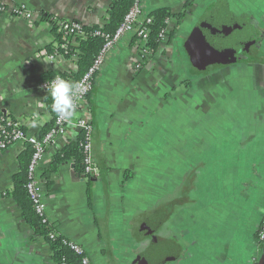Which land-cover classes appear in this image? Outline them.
<instances>
[{
	"label": "crops",
	"instance_id": "0c3cea01",
	"mask_svg": "<svg viewBox=\"0 0 264 264\" xmlns=\"http://www.w3.org/2000/svg\"><path fill=\"white\" fill-rule=\"evenodd\" d=\"M2 1L25 5L32 17L0 15V113L41 135L56 116L44 76L78 69L75 55L56 52L54 27L104 25L116 0ZM220 1L240 28L233 46L197 27ZM139 2L144 13L165 7L184 16L168 19L172 37L155 53L129 33L107 51L87 114H79L91 123L99 173L82 176L70 158L46 177L56 154L80 137L69 124L37 170L47 218L92 264H264V241L256 240L264 211V0ZM208 57L220 63L208 68ZM26 150L24 141L0 150V264H57L5 195Z\"/></svg>",
	"mask_w": 264,
	"mask_h": 264
},
{
	"label": "built area",
	"instance_id": "2783aa9c",
	"mask_svg": "<svg viewBox=\"0 0 264 264\" xmlns=\"http://www.w3.org/2000/svg\"><path fill=\"white\" fill-rule=\"evenodd\" d=\"M4 13H10L18 18L30 19L32 13L23 4H13L8 1L3 2L0 0V15ZM141 7L137 0L133 2L129 10L124 14L121 23L117 26L112 35H105V42L102 45L99 53L93 59L91 65L84 71L81 77L75 82L81 85L80 94L76 97V108L74 116L71 120H63L57 117L54 118V122L51 127L41 135H29L27 134L21 125L14 119L5 116L0 113V150H3L13 143L18 141H24L30 148V157L27 164V181L25 189L27 195L32 203L34 212L38 215L43 223L49 222L46 214V203L44 200L43 185L37 174V170L40 166L42 157L48 146H52L56 142V138L66 133V128L69 124L74 123L80 128V141L79 146L82 153L83 168L81 170L82 176H97L99 168L92 159L91 155V133L92 126L90 121L85 115H79L80 113H86V99L93 88L94 77L97 71L101 68L104 56L109 49H111L116 42H118L122 36L127 33L135 32L137 35L136 43L142 47L145 43L146 36L148 34V24L151 22L150 17L140 20ZM83 24L77 20H66L59 22V31L67 34L82 33ZM167 28L160 31L159 40H166ZM95 34H101L100 31H96ZM48 57L53 58L52 54H48ZM51 80V79H50ZM46 81L41 83V87L46 89L44 85ZM55 232L50 231L48 237L53 239ZM256 240L261 243L264 241V211L259 219ZM62 245L79 258L80 264H92L86 250L75 241H72L66 237L61 238ZM64 264V262L62 263ZM256 264V263H255Z\"/></svg>",
	"mask_w": 264,
	"mask_h": 264
},
{
	"label": "trees",
	"instance_id": "16d2710c",
	"mask_svg": "<svg viewBox=\"0 0 264 264\" xmlns=\"http://www.w3.org/2000/svg\"><path fill=\"white\" fill-rule=\"evenodd\" d=\"M134 1L135 0L113 1L110 4V7L107 9V23L104 25L83 24L82 33L67 34L65 32L59 31V22L66 20H58L57 25L54 27L58 40V46L55 48V50L56 52L58 51L64 53L65 55H75L78 68L76 73L62 74L63 78L71 80V82H76L81 77V75L91 65L93 59L99 53L106 40L105 35H112L114 33L117 26L121 23L124 14L129 10ZM137 1L140 5L139 0ZM182 16H184V12L172 13L168 8L165 7L153 9L149 13H144L141 8L140 20L145 19L146 17L151 18V22L147 25L149 31L146 36L145 43L142 46V51L149 54L155 53L160 43V31L167 27L168 19L172 17L179 19ZM96 31H100L104 35L95 34ZM129 34L131 35V41H136V33L131 32ZM172 34V32L166 33V39H170ZM72 39L75 41V45L70 44ZM44 79H52V76H44ZM49 101L50 104H52L51 97L49 98ZM79 141L80 137L76 141L69 143L60 152H58V154H56L54 160L47 169L45 174L46 177L56 171L59 163L70 158L74 159L76 172L78 173L82 170V153L79 146ZM29 157L30 151H24L23 155L19 159L21 165L20 170L13 176L12 188L7 191L5 195L11 197L19 205L22 212V217L32 228L33 233L37 236L44 237L49 242L50 248L52 250V258L57 264H62L63 262L64 264H80L79 258L62 245V236L55 231L53 224L50 222L43 223L38 215L34 212L32 203L25 189L27 181L26 171ZM50 231H54L56 234L53 239L48 237V233Z\"/></svg>",
	"mask_w": 264,
	"mask_h": 264
},
{
	"label": "water",
	"instance_id": "95a60500",
	"mask_svg": "<svg viewBox=\"0 0 264 264\" xmlns=\"http://www.w3.org/2000/svg\"><path fill=\"white\" fill-rule=\"evenodd\" d=\"M225 4L220 1L208 7L204 12L202 22L197 27L200 26L209 31L211 36L221 45L229 44L233 46L235 44L234 40H238L240 28L237 27L236 20ZM251 27L253 28V24Z\"/></svg>",
	"mask_w": 264,
	"mask_h": 264
},
{
	"label": "clouds",
	"instance_id": "9594fccd",
	"mask_svg": "<svg viewBox=\"0 0 264 264\" xmlns=\"http://www.w3.org/2000/svg\"><path fill=\"white\" fill-rule=\"evenodd\" d=\"M52 100V109L58 118L71 120L75 114L76 97L81 85L56 75L44 85Z\"/></svg>",
	"mask_w": 264,
	"mask_h": 264
},
{
	"label": "rangeland",
	"instance_id": "374dc122",
	"mask_svg": "<svg viewBox=\"0 0 264 264\" xmlns=\"http://www.w3.org/2000/svg\"><path fill=\"white\" fill-rule=\"evenodd\" d=\"M220 58L221 59H223L224 61H226V60H228V59H230V55H229V57H226L224 54H221L220 55ZM220 63V60H212V59H210L209 57H208V63L206 64V65H208V68L210 67V66H212V65H214V64H216V63ZM197 152V154H201V153H198L199 151H196ZM205 152V151H204ZM207 152V151H206ZM184 154H188V152L187 151H185V152H183ZM208 153V152H207Z\"/></svg>",
	"mask_w": 264,
	"mask_h": 264
},
{
	"label": "flooded vegetation",
	"instance_id": "af4514ba",
	"mask_svg": "<svg viewBox=\"0 0 264 264\" xmlns=\"http://www.w3.org/2000/svg\"><path fill=\"white\" fill-rule=\"evenodd\" d=\"M237 52V51H236ZM235 54V56H238V55H240V56H243L244 55V53L243 52H238V53H234Z\"/></svg>",
	"mask_w": 264,
	"mask_h": 264
}]
</instances>
